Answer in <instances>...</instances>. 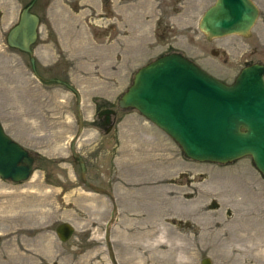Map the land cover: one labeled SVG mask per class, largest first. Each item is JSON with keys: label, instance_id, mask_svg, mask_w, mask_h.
<instances>
[{"label": "rangeland", "instance_id": "374dc122", "mask_svg": "<svg viewBox=\"0 0 264 264\" xmlns=\"http://www.w3.org/2000/svg\"><path fill=\"white\" fill-rule=\"evenodd\" d=\"M29 1L0 0V120L45 145L47 174L0 181V264H264V178L251 158L192 161L117 105L134 72L164 53L226 83L264 65V0H252L249 37L211 40L197 24L215 0H36L34 67L6 42ZM105 107L114 113L103 126ZM80 161L84 179L112 198L84 183ZM62 222L75 229L65 242Z\"/></svg>", "mask_w": 264, "mask_h": 264}, {"label": "water", "instance_id": "95a60500", "mask_svg": "<svg viewBox=\"0 0 264 264\" xmlns=\"http://www.w3.org/2000/svg\"><path fill=\"white\" fill-rule=\"evenodd\" d=\"M33 2L22 8L6 42L9 47L29 54L34 67L31 46L38 37L40 18L31 11ZM258 15L259 9L252 0H215L201 15L198 28L207 40L230 34L249 37ZM117 105L121 109H136L169 135L187 158L225 164L250 156L264 178V65L260 63L246 65L231 84H226L181 54L168 53L133 74ZM113 113V109L106 108L98 115L104 114V123L110 124ZM77 118L81 130L79 107ZM72 151L76 157L73 145ZM27 155L18 143L9 139L0 124V177L15 182L25 180L29 168L19 163ZM80 165L86 185L111 195L87 182L81 161ZM73 230L64 222L57 226L56 234L61 241H67ZM201 264L212 261L204 257Z\"/></svg>", "mask_w": 264, "mask_h": 264}, {"label": "flooded vegetation", "instance_id": "af4514ba", "mask_svg": "<svg viewBox=\"0 0 264 264\" xmlns=\"http://www.w3.org/2000/svg\"><path fill=\"white\" fill-rule=\"evenodd\" d=\"M102 109H104V108H102ZM102 109H99L97 111V118H98L99 122L101 123V125L105 126L106 125V124H104L105 116L101 117L98 115V113ZM0 123H1V127L3 129V132L9 137V139L18 143L27 152L28 155L26 157V160L24 162H20L19 165L27 166L29 168L28 176L25 180L15 182L10 178L3 179L0 177V181L8 182L12 185L20 184L22 182L28 181L37 170H40L41 173L43 174V176L45 177V175L47 174V160H46V158L42 157L43 153L40 150V149L44 148L45 145H43V143L40 142L39 144L32 146V143H31L32 141L30 139L31 135H30V133L28 134V132L26 133L27 129L23 130L25 133H21L20 131L7 130V129H5L1 120H0ZM38 148H40V149H38ZM78 160H80V159H78ZM57 226H56V228H57ZM56 228H55V232H56Z\"/></svg>", "mask_w": 264, "mask_h": 264}, {"label": "bare ground", "instance_id": "6f19581e", "mask_svg": "<svg viewBox=\"0 0 264 264\" xmlns=\"http://www.w3.org/2000/svg\"><path fill=\"white\" fill-rule=\"evenodd\" d=\"M215 223H218V222H215Z\"/></svg>", "mask_w": 264, "mask_h": 264}]
</instances>
